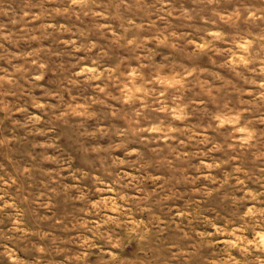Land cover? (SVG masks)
Returning <instances> with one entry per match:
<instances>
[{
	"label": "rangeland",
	"instance_id": "rangeland-1",
	"mask_svg": "<svg viewBox=\"0 0 264 264\" xmlns=\"http://www.w3.org/2000/svg\"><path fill=\"white\" fill-rule=\"evenodd\" d=\"M0 264H264V0H0Z\"/></svg>",
	"mask_w": 264,
	"mask_h": 264
}]
</instances>
